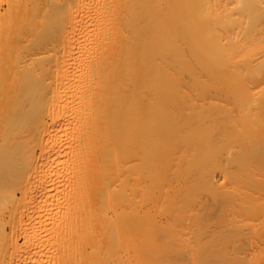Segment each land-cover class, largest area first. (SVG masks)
<instances>
[{"label": "bare ground", "instance_id": "1", "mask_svg": "<svg viewBox=\"0 0 264 264\" xmlns=\"http://www.w3.org/2000/svg\"><path fill=\"white\" fill-rule=\"evenodd\" d=\"M238 225H264V0H0V264H206Z\"/></svg>", "mask_w": 264, "mask_h": 264}, {"label": "rangeland", "instance_id": "2", "mask_svg": "<svg viewBox=\"0 0 264 264\" xmlns=\"http://www.w3.org/2000/svg\"><path fill=\"white\" fill-rule=\"evenodd\" d=\"M224 156H223V158H224ZM225 157H227V156H225ZM216 173L219 174V172H217V171L215 172V174ZM218 174H216L217 175L216 177H218V176L220 177V175H218ZM219 177L217 178V180L219 179ZM209 196L206 195V194H204V192H201V195L198 196V197H201L200 198L201 199V202H204L203 205H205V203H206L205 201H207V204L206 205H208V204H210L212 202L210 204V206H211V205H213V201L211 200V198ZM210 200H211V202H210ZM213 206H211L212 209L214 208V210L215 209L217 210V207H218V210H219V206L218 205H215L214 207ZM216 210H215L214 213H213V211H211L212 214L209 213V216L207 215L208 219L210 218L209 219L210 222L213 221L214 216L216 217L217 213L219 212V211H217V213H216ZM211 217H213L212 220H211ZM242 226H241V228H239V225H238L237 228H236V226H234L233 228H230V227L226 226V232H227V229H228V232H227L228 233V236L225 233V236L227 237V240H226L227 243L225 242V239L226 238L223 239L224 241H222V239L218 241L216 238L215 239L213 238V240H215V241L212 240L214 242V244L213 243H210L211 241L209 243L207 242V244H208L209 247L207 245L206 246H207L208 249H210V251L213 248L216 247V245H215L216 244V240H217V243H218L217 249L219 248L218 249L219 251H220V246L222 244L221 241L222 242H225V244L223 243L225 246L222 245V247L224 246L223 247L224 249L227 248V250L225 251L226 253L221 250V252H222L221 255L225 253V255H222L221 258L219 257L221 255H218L220 253V252L219 253L217 252L218 250H216V252H217L216 254H217V256L219 258L217 256H215L216 254L214 255V253H215L214 251H211L212 253L214 252L213 253L214 258L212 256L211 257V260L209 259V256H211L212 253H211V255H208L207 254V258L210 260V262L212 264H264V225H263V227L262 226L261 227L260 226H257V227L256 226H253V227H251V226L248 227L247 226V228H246V226H244V227H242ZM222 229L223 228H221L219 230L222 231ZM219 230H217V231H219ZM222 232H225V227H224V231H222ZM187 244H189V243H187ZM200 244H202V243H200ZM212 244L215 245V247L213 246V248H212ZM179 245H177V247ZM172 246H175L176 247V244L175 245H172ZM210 246H211V248H210ZM201 247H202V245H201ZM204 247H205V244H204ZM186 252H188V251H185L184 253L182 251L183 255H187ZM180 253L181 252H179V254ZM183 255H181V256H183ZM188 255H190V254H188ZM223 256L226 257V258H224ZM188 257L186 258L187 260L190 258V257L189 258ZM183 258H185V256H183ZM208 259H206L207 262L204 260V262L206 264L209 263L208 262L209 261Z\"/></svg>", "mask_w": 264, "mask_h": 264}]
</instances>
